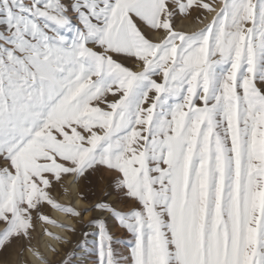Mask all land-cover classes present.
Segmentation results:
<instances>
[{
    "label": "snow or ice",
    "instance_id": "1",
    "mask_svg": "<svg viewBox=\"0 0 264 264\" xmlns=\"http://www.w3.org/2000/svg\"><path fill=\"white\" fill-rule=\"evenodd\" d=\"M45 240L264 264V0H0V264Z\"/></svg>",
    "mask_w": 264,
    "mask_h": 264
},
{
    "label": "bare ground",
    "instance_id": "2",
    "mask_svg": "<svg viewBox=\"0 0 264 264\" xmlns=\"http://www.w3.org/2000/svg\"><path fill=\"white\" fill-rule=\"evenodd\" d=\"M70 183V182H69ZM65 223L72 225L73 227H77L78 225L74 224L71 220H65ZM50 231L53 232H58V229H50ZM61 235H65V233H60ZM47 243H54L53 241H48L45 240L43 242H41V251L44 253L45 256H47V258L52 261L54 259V256L50 253L47 252V249L43 247L44 244ZM59 250V248L57 249ZM24 260L27 262V264H40V261L38 259H36L31 253H25L24 254ZM13 264H19V261L14 260Z\"/></svg>",
    "mask_w": 264,
    "mask_h": 264
},
{
    "label": "rangeland",
    "instance_id": "3",
    "mask_svg": "<svg viewBox=\"0 0 264 264\" xmlns=\"http://www.w3.org/2000/svg\"><path fill=\"white\" fill-rule=\"evenodd\" d=\"M89 217H85L84 219L87 220ZM78 227V226H77ZM67 246V245H66ZM59 251V250H58ZM62 254V253H61ZM59 257L54 256V259L51 261V264H57Z\"/></svg>",
    "mask_w": 264,
    "mask_h": 264
}]
</instances>
